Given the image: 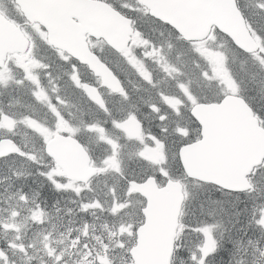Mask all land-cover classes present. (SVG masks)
<instances>
[{
    "label": "rangeland",
    "instance_id": "obj_1",
    "mask_svg": "<svg viewBox=\"0 0 264 264\" xmlns=\"http://www.w3.org/2000/svg\"><path fill=\"white\" fill-rule=\"evenodd\" d=\"M139 1V0H136ZM128 2L127 4H129ZM4 0H0V5H4ZM132 9H136L135 6L131 5ZM32 29L36 30L40 36V38L44 39L43 32H40L37 28L32 27ZM97 47L100 45L96 44ZM95 45V46H96ZM193 47L190 49L191 52H197L199 56L202 58L203 62L205 63V75L209 78L210 84L213 88L219 90V97H221L226 90L229 92H234L235 89H237V86L239 84V89L241 94H246L247 98L250 100V102L257 108V110L262 114L264 117V59L263 58H257L254 57V62L257 63V68L254 71H251L248 74L241 75L245 78L246 82L243 84L237 83L235 84L234 79H232L228 73V57L230 54V62L231 64H235L238 59V55L235 53H230V50H235L231 47H227V45L222 44L219 40L214 39L211 37L206 42L202 43H195L191 44ZM205 49H209L213 52V56H209L208 53L205 51ZM236 51V50H235ZM243 59L242 57H239ZM245 59V58H244ZM155 61V58L153 59ZM11 63L12 66L19 67L22 70V75L24 78H29L33 81H35V78L37 76V73H33V70L35 71L37 66H40L32 59L30 52L17 56V57H11ZM158 65L160 66L163 75L159 74L156 75L155 81H157V90L158 91H150L149 98L151 101L163 105L165 104V110H171L175 111L178 106V98L182 96H186L185 93L178 92V90H181L182 85L180 83H177L175 85V76H177V72L174 69V67L171 64H168L165 59L158 61ZM243 65V64H242ZM42 67V66H40ZM44 68V67H42ZM7 75H10L8 72H1L0 73V86H4L3 82L1 80L8 79ZM238 75V74H237ZM248 77V78H247ZM166 78V79H165ZM173 82L172 84L175 85L173 92H178L174 96L171 92H168L164 95V99L161 101L162 96L164 92H166L168 89H170L171 85L169 82ZM13 84H16L20 86L23 90L30 89L32 91V99L22 105H18L15 103H12L10 100L6 105L0 104V113L3 114V116L8 117L10 123L3 122L2 117H0V138L9 136L14 137L17 139V141L24 147H27L29 143L24 142V139H26L25 133H23V130L26 129L19 125H13V121H16L17 119L22 120V122L27 121L31 118V115L33 114L35 117L41 118L40 111L46 110L50 113H53L52 111L55 109L56 111H63L64 107L61 105L60 107L55 106L53 108L50 104V102H47L45 98L40 99L37 98V93L45 92V89L42 87H37L35 84H31V86H27L25 83H19L15 80H13L11 83H7L6 87L10 88ZM177 87V88H176ZM182 93V94H181ZM172 94V95H171ZM170 96L171 99H166L165 96ZM50 98V96H48ZM57 96H54L56 98ZM40 101V102H38ZM190 104L193 103V101L189 102ZM167 112V111H166ZM41 113L44 115V112L41 111ZM168 116L171 115V113L167 112ZM42 119V118H41ZM50 120V119H48ZM31 129V128H28ZM58 129H68L67 132H70L73 134L74 132L78 133L80 136H83V132L78 129H69V125L65 122H57L53 128V130L57 131ZM88 129V127H87ZM185 132H179L181 134L173 136V141L170 146V153H175L176 146L181 143H188L191 141H194L192 138V133H196L198 130V127L192 125L190 122L186 123L185 125ZM188 134H185V133ZM43 139H48V133L44 132L42 133ZM100 139L103 142H107L106 138L101 134ZM184 141V142H183ZM30 148H34V146L29 144ZM95 152H98L97 150H93ZM163 151L162 147L153 143L152 146H144L141 149L136 150L135 155H131L128 158H126L125 161L128 165V169L130 170L131 174H135L138 177H142L146 172L149 170L158 171L157 168H155L156 165H158L159 161L162 160L161 152ZM110 161V158L105 161V163H108ZM263 172H258V178H260V175H262ZM160 174V173H159ZM164 176V174H162ZM162 175H160L162 177ZM8 175L4 174L0 170V182H4L5 178ZM6 195L5 192H2L0 194V198L7 197L1 200L0 203H4V210L0 209V226L2 227V236L1 238L10 239L11 241L8 243L9 246L14 247L15 246V240L14 237L16 233L23 232V229L26 227L27 222L30 220L33 223L39 222L43 216L40 213L33 212L30 216L26 215V212H31L29 208H25L23 202H21V195L22 191H13L11 194L7 192ZM92 196L89 198L91 203L86 201L85 199L81 198V206L79 211V227H76L74 229L75 233H67L65 231L61 238L57 239V242L61 244L59 247V250L64 254L62 255V258L66 261L68 260L70 263H72L73 258L72 255L75 253H72V249H75L76 246H74V242H76V239L79 237L80 234L84 233L85 231V225H87V236L88 238L86 241L82 242L80 246V259L83 261L84 259H87V255H89L91 252L98 250L99 252L104 253L107 248H112L114 250V258L111 259V264H130V258L128 255V251L130 250L131 246L134 244L132 240V233L133 229H135L136 225L139 223V214L138 210L143 206V202L139 200L136 197H133L129 193V189L125 188L123 191L120 190L118 181H115L114 188L111 190V196L108 197L107 195H104L103 203L104 205H107L111 202L113 207L112 210L115 209V212L119 216L118 222L115 223L114 221H110L108 218V209H103V211L99 210L97 207H95L93 204L97 202V197L95 195V192L92 191ZM17 197V198H16ZM121 205L119 206V202ZM93 203V204H92ZM24 212V213H21ZM264 218V212L259 215L258 219ZM32 219V220H31ZM44 221V219H43ZM259 224V223H258ZM262 228L263 234H264V225L259 224ZM241 224L237 226H232V231L230 232V237L233 238L235 235H239L240 230L242 228L240 227ZM257 227V226H255ZM13 232V233H10ZM247 233H251L249 230L246 231ZM78 233V234H77ZM75 235V237L70 238V235ZM115 234L117 238L119 239V244H114L110 242H106V245L102 244V241H108L109 238ZM7 236V237H6ZM264 239V236L261 237ZM257 240L255 242L251 241L252 244H257ZM133 242V243H132ZM39 247H37V250H40V247L44 250H47L51 246V240L48 237H42L41 241L39 243ZM91 245V246H88ZM262 248L260 251L262 252L264 250V241L262 242ZM257 249H254L255 251ZM78 254V253H77ZM16 257V254H14ZM55 256L60 257L59 254H56ZM59 264H63L61 257L59 259ZM62 262V263H61ZM80 264H85V262H81ZM181 264V262L177 263Z\"/></svg>",
    "mask_w": 264,
    "mask_h": 264
},
{
    "label": "water",
    "instance_id": "obj_2",
    "mask_svg": "<svg viewBox=\"0 0 264 264\" xmlns=\"http://www.w3.org/2000/svg\"><path fill=\"white\" fill-rule=\"evenodd\" d=\"M150 1H144L147 7ZM161 2H156L157 7L163 4ZM185 4L188 7L186 20L170 23L185 39H200L204 36L205 19L196 28L192 26L194 17L198 14L203 18L209 17V20L213 21L221 31L233 38L234 43L241 50L245 52L254 50L252 39L247 34L241 17L234 9L232 0H187ZM157 7L154 8L155 13L158 14L157 17L165 20L166 16H169L168 10L161 8L157 11ZM32 20H37L45 26L49 31V41L55 45L53 40L55 26L38 17ZM103 37L110 46L119 50L115 47L119 37L115 34ZM85 62L94 74L99 75L105 84L113 89L115 80L105 66L100 65L94 56L89 57ZM238 102V99L227 97L219 105H197L192 109V115L201 123L202 138L196 143L183 147L180 151L181 163L188 177L214 183L228 191L237 192L250 188L245 175L250 172L253 165L259 162L264 152V133L260 131L261 135L253 125L248 140L245 139V142L242 139L246 127L241 118L237 121L232 118L234 113H241V109L234 112ZM2 144L8 147L12 145L8 141H2ZM1 145V155H4L5 151L2 150ZM14 150L12 148L8 152H14ZM76 151L78 150L70 151L74 154L71 170L76 171L77 166L81 170V175L69 177L83 181L84 167ZM55 160L57 161L58 158ZM131 186L135 192L144 196L147 202L142 210L145 218L144 225L137 230V244L130 251L134 264H168L173 234L177 226L176 218L182 202L181 187L178 183H168L164 189L156 190L151 180L141 186L132 183Z\"/></svg>",
    "mask_w": 264,
    "mask_h": 264
},
{
    "label": "trees",
    "instance_id": "obj_3",
    "mask_svg": "<svg viewBox=\"0 0 264 264\" xmlns=\"http://www.w3.org/2000/svg\"><path fill=\"white\" fill-rule=\"evenodd\" d=\"M258 36L264 47V33ZM239 56L237 62L232 64L230 74L239 83H244L246 80L242 75L256 70L257 66L253 63H246L244 58L247 57L239 59ZM195 78L198 80V75L195 74ZM212 90L208 87L203 89L204 94L202 95L206 98L205 101L215 99L213 96L216 92L213 93ZM18 101V98L13 100V102ZM258 171L263 172V175L264 166ZM252 182L253 189L238 195V198L209 185L190 183V190L187 191L186 211L180 218L178 237L180 248L175 252V259L180 257V260L188 264H214L215 262L229 264L232 260L239 264L238 259L244 257H257L260 254L263 257L260 251L263 245L259 242L264 234L258 224V217L264 212V175L259 179L254 176ZM238 223H241L240 232L242 233L229 238L232 225H238ZM218 229L220 231H217ZM248 230L251 232L250 235L246 232ZM257 239V244H252L251 241L255 242ZM117 240V236L113 234L108 242L117 244ZM102 244L106 245L104 242ZM254 249L257 250L253 251ZM107 250L112 254L114 252L112 248H107ZM245 262L250 263L252 260L245 259ZM89 264L94 263L91 260Z\"/></svg>",
    "mask_w": 264,
    "mask_h": 264
},
{
    "label": "snow or ice",
    "instance_id": "obj_4",
    "mask_svg": "<svg viewBox=\"0 0 264 264\" xmlns=\"http://www.w3.org/2000/svg\"><path fill=\"white\" fill-rule=\"evenodd\" d=\"M36 95H37V98H38V99H40L41 97H43V93H42V92H41V93H37ZM44 98L46 99V97H44ZM0 117H2L3 122L10 123L9 118L3 116L2 113H0ZM94 206L97 207V208H100L101 210H103L102 205L99 204V203L95 204ZM121 207H123V205H121ZM113 212H115V209H113ZM258 223L261 224V225H264V218L260 219V220L258 221ZM75 243H76V242H74V246H75ZM2 255H3V253H0V256H2ZM59 259H60V257H57V261H59Z\"/></svg>",
    "mask_w": 264,
    "mask_h": 264
},
{
    "label": "bare ground",
    "instance_id": "obj_5",
    "mask_svg": "<svg viewBox=\"0 0 264 264\" xmlns=\"http://www.w3.org/2000/svg\"><path fill=\"white\" fill-rule=\"evenodd\" d=\"M110 187H112V185L110 184Z\"/></svg>",
    "mask_w": 264,
    "mask_h": 264
}]
</instances>
